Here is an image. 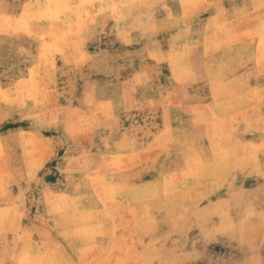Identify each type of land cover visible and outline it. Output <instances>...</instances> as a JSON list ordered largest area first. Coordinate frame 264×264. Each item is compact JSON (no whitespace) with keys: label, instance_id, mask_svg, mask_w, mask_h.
<instances>
[{"label":"rangeland","instance_id":"rangeland-1","mask_svg":"<svg viewBox=\"0 0 264 264\" xmlns=\"http://www.w3.org/2000/svg\"><path fill=\"white\" fill-rule=\"evenodd\" d=\"M0 264H264V0H0Z\"/></svg>","mask_w":264,"mask_h":264},{"label":"bare ground","instance_id":"bare-ground-1","mask_svg":"<svg viewBox=\"0 0 264 264\" xmlns=\"http://www.w3.org/2000/svg\"><path fill=\"white\" fill-rule=\"evenodd\" d=\"M201 44V43H200ZM261 44V43H260ZM262 46H263V44H262ZM259 49V48H258Z\"/></svg>","mask_w":264,"mask_h":264}]
</instances>
